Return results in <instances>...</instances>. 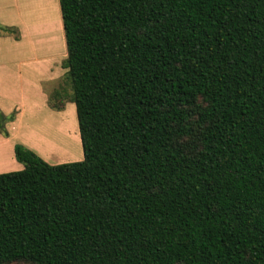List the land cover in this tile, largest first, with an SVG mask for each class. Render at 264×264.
I'll return each mask as SVG.
<instances>
[{
    "label": "trees",
    "instance_id": "obj_1",
    "mask_svg": "<svg viewBox=\"0 0 264 264\" xmlns=\"http://www.w3.org/2000/svg\"><path fill=\"white\" fill-rule=\"evenodd\" d=\"M58 7L82 159L14 146L0 264H264V0Z\"/></svg>",
    "mask_w": 264,
    "mask_h": 264
},
{
    "label": "rangeland",
    "instance_id": "obj_2",
    "mask_svg": "<svg viewBox=\"0 0 264 264\" xmlns=\"http://www.w3.org/2000/svg\"><path fill=\"white\" fill-rule=\"evenodd\" d=\"M18 5L22 11V5L29 4L27 0H18ZM43 6L40 9L43 13L41 19L33 13L29 14V8L25 7L26 14L22 12L21 16L19 15L21 33L8 29L12 34H17V37L20 34L21 39L19 36L16 51L11 47L4 48L3 58L8 63L7 67L9 63L12 64L11 60H14V57L22 60L23 75L20 80L13 81L9 69L0 79V110L5 111L1 112L4 116L12 115V119L5 122L0 130V173L22 168V164L14 158L15 145L31 151L49 165L82 159L74 105L69 102L70 89L64 78L65 72L61 68L66 52L58 0H43ZM56 34L58 41L55 45L58 47V54L54 57L52 53L55 50L50 47L54 45L51 41ZM8 36H10L8 32L0 34L1 46H4L3 42ZM14 53H17V56H14ZM32 60L38 62L33 69L30 66ZM48 69L54 71L55 75L47 77ZM33 80L40 86L41 94L44 96L42 102L36 92L32 93V89L28 87ZM60 88L64 90L65 96L61 109L57 111L49 107L48 97H52L54 91ZM56 100L51 98V101Z\"/></svg>",
    "mask_w": 264,
    "mask_h": 264
},
{
    "label": "crops",
    "instance_id": "obj_3",
    "mask_svg": "<svg viewBox=\"0 0 264 264\" xmlns=\"http://www.w3.org/2000/svg\"><path fill=\"white\" fill-rule=\"evenodd\" d=\"M40 1L39 0L38 1L37 0H27V4H29V5H22V11H20V7L18 5V0H0V28H11L12 31L21 33L19 31V30L22 31V29L19 28V25H20L19 15L21 16L22 12L24 14H26L25 7L27 6L29 8V14L33 13V14H35V16L37 18L41 19L43 13L40 12V9L43 8L44 6H43V0H40ZM49 7H50V4H49ZM1 33H3V32L0 31V34ZM16 35L11 33L10 36H8V38L3 42L4 46H1V44H0V79L4 77L5 73L7 71H9V69H10L9 75L11 77V80L15 81V80H20V78H22L21 75H23V70H22L23 61L17 59V57H14V60H11L12 64L9 63V66L7 67L8 63L3 58L4 48L9 47V49H10V47H11V49H13L14 51H16V49L18 48L19 41L21 39V35L19 34L20 39H19V36L17 37ZM55 36L56 37L52 38V41H51V43H54V45L52 47H50L51 49L55 50V52L52 53V54H54V55H52L54 57L57 56V54H58V52H57L58 47H57V45H55V43L58 41V34H56ZM1 42L2 41L0 40V43ZM47 51L49 52L48 49H47ZM13 55L17 56V53H14ZM8 62H9V60H8ZM37 63L33 62V60H32L31 65H30L31 68L33 69ZM30 71L34 72L33 70H30ZM48 72H49V74L47 75V77L55 75V74H53L54 71H52V70L48 69ZM64 72H65V70H64ZM28 87L32 89V91H33L32 93L35 94V92H36V94L40 98L41 102L44 100V96L41 94L40 86L37 84V81L33 80L32 82H30V85ZM1 112H5V111L2 110Z\"/></svg>",
    "mask_w": 264,
    "mask_h": 264
}]
</instances>
